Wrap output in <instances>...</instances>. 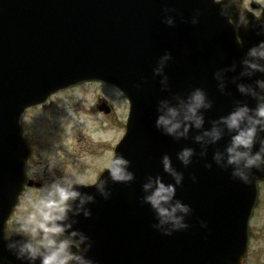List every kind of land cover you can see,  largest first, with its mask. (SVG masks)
Masks as SVG:
<instances>
[{
  "label": "water",
  "instance_id": "water-1",
  "mask_svg": "<svg viewBox=\"0 0 264 264\" xmlns=\"http://www.w3.org/2000/svg\"><path fill=\"white\" fill-rule=\"evenodd\" d=\"M228 4L0 0V264H41L40 258L13 253L6 243L5 222L23 192L29 157L20 117L59 89L88 80L117 85L131 102L116 156L129 161L134 179L116 182L108 169L96 185L73 188L85 197L83 203L78 197L70 203L69 234L80 245L71 252L91 264H241L264 167L246 170L245 183L233 175L236 166L228 164L227 149L236 132L221 119L240 106L255 109L258 102L237 85L253 90L250 78L236 74L232 63ZM196 89L212 105L201 110L202 128L192 126L180 139L157 128L163 102L179 107ZM257 93L264 95V89ZM214 127L222 131L218 141H197ZM261 140L264 131L253 153ZM185 148L194 150L188 165L178 158ZM164 156L182 174L180 184L164 170ZM157 177L175 185L173 205L179 201L190 209L177 213L187 227L161 225L146 202L150 191L144 186Z\"/></svg>",
  "mask_w": 264,
  "mask_h": 264
},
{
  "label": "clouds",
  "instance_id": "clouds-1",
  "mask_svg": "<svg viewBox=\"0 0 264 264\" xmlns=\"http://www.w3.org/2000/svg\"><path fill=\"white\" fill-rule=\"evenodd\" d=\"M243 23H247L242 19ZM168 23H172L171 20ZM249 56L264 59V42L249 51ZM168 57H165L167 59ZM245 64L254 71H264V66L259 63L245 61ZM160 69H157V73ZM260 89H264V81H257ZM223 88V84L221 85ZM243 93H251L257 98V107L249 108L247 105L238 107L227 117L221 119L230 131H235L236 135L232 137L231 146L228 147V164L235 165L233 175L240 178L245 183L249 182V176L246 170L252 168L261 169L264 167V140H261V148L253 153L252 149L257 142L258 134L264 131V95H260L254 90L243 85L240 86ZM211 102L202 89H196L187 99L181 101L179 107H170L168 102H163L160 111L162 114L157 119V128L161 129L166 135L173 136L176 139L186 137L192 126L197 129L202 128L204 117L202 109L211 108ZM222 136V131L214 127L211 131H206L203 136H197L198 142L209 137V142H216ZM194 150L190 148L183 149L178 153V158L185 164L191 163V157ZM215 159L222 160L221 154H217ZM164 170L172 175L177 184H180L183 176L172 167L171 159L164 156L162 160ZM129 161L121 156L109 154L108 163L105 165L110 172L111 178L116 182H130L134 179V174L127 170ZM73 183L83 184L84 180L77 178L75 181L67 183V187L60 184H54L47 192L46 196H41L39 200L31 204V211L23 220L20 231L29 234L33 239L40 234L41 238L35 243L29 242L23 245L19 250V256H27L31 260L40 258L41 264H72L73 261L79 264H91L79 255L71 252L70 248L75 243L70 238L58 239L65 231L63 225L59 222L65 220L67 212L70 210L69 201L74 200L80 194L72 190ZM95 183V181H93ZM103 192L104 185H99ZM150 194L145 197L147 203H150L160 218L161 225L171 223L176 229L187 227L183 223V217L177 216L178 212L188 213L190 209L177 201L174 205L172 201L175 196V185L165 184L161 178L157 177L145 186ZM91 200L92 197H87ZM83 203V201H82ZM76 234L73 233V236ZM78 247V245H77Z\"/></svg>",
  "mask_w": 264,
  "mask_h": 264
},
{
  "label": "flooded vegetation",
  "instance_id": "flooded-vegetation-1",
  "mask_svg": "<svg viewBox=\"0 0 264 264\" xmlns=\"http://www.w3.org/2000/svg\"><path fill=\"white\" fill-rule=\"evenodd\" d=\"M233 8H235L238 11L239 16L241 17L248 16L250 18L259 19L262 18L264 15V0H235L233 3ZM230 21L232 26L235 28V34L238 38L240 45L242 46V40L240 38V27H243V25L240 22H236L232 18ZM249 31L252 32L258 38L261 35V33H264V25L256 28L255 30L247 29L245 30L244 33L247 34V32ZM93 89H97V91L99 89H102V92H98L95 94L94 111L102 114V116L105 117V119L111 122L113 125H118L120 127H122V125L124 126L127 120L128 109H129L126 98L120 93L118 89H116L113 86L98 84L95 87H93ZM64 92L52 96L47 103L41 106L29 109L23 116V119L26 118L29 120L30 126L36 124L40 126L47 125V128H46V133H44V138L40 140L39 146H36L35 136L33 132L27 129V125H26L28 124L27 121H23L24 138L27 141L28 147L30 148L32 153L26 166V174L29 181L26 182L24 192L20 196L18 204L15 206L13 212L11 213V215L9 216L6 222L7 232L15 236L18 245L20 244L21 236L27 237L28 240L33 243H35L37 240L41 238L40 234H38L37 237L33 239L29 234H26L25 232L19 230L23 225L22 218L26 217L28 215V212L32 210L31 204L39 200L41 196H46L47 192L51 190L54 184H60L61 186L67 187L68 182L75 181L69 177L70 174L67 175L65 173L66 171L65 169H67V166L70 165L69 149H70V142L73 139V135L71 134V129L68 132V123L65 122L66 120H64L63 118L62 115L63 111H61V109L58 108L54 112L53 106L51 107L52 99ZM49 124H51L52 127ZM120 139L121 137L119 138V140ZM116 144L117 142L108 147L107 154L105 152L106 145L104 143L98 146L96 145V149L97 148H99L98 150L102 149V154H101L102 158L108 156V160H109L110 153L114 156V150ZM47 150L49 151L53 150V152L57 153L58 161L55 163L56 165L53 167V169H57L56 170L57 171L56 177L58 179L57 181L43 180L42 178H39V175H37L36 172L34 171V169L36 168L33 165V161L35 160L36 157L38 158H40V156L43 157L44 152ZM80 156L82 157V154H80ZM107 163L108 161L106 163L103 162L101 166L100 165L93 166V172L95 173L94 178L88 180L82 179L85 181V183L83 184H94L93 181L96 182L100 174L105 169H107V167L105 166ZM262 185H264V183L260 185L259 205H260V201H262V197H261L263 191ZM255 214L256 213H254L251 222L248 251L243 258L242 264H256L259 262L260 259L264 263V247L262 249H255L253 248L252 245L253 240L256 238V236H254V231H253V220L255 218ZM65 238L67 237H64L62 235L58 237V239H65ZM16 245H17L16 243L12 244L13 247H15Z\"/></svg>",
  "mask_w": 264,
  "mask_h": 264
},
{
  "label": "rangeland",
  "instance_id": "rangeland-1",
  "mask_svg": "<svg viewBox=\"0 0 264 264\" xmlns=\"http://www.w3.org/2000/svg\"><path fill=\"white\" fill-rule=\"evenodd\" d=\"M95 86H79L52 99L51 107L53 106L54 112L58 108L63 111V118L68 123V132L71 128V134L73 135L69 149L70 165L65 169V173L67 175L70 174L69 177L73 180L77 178L84 180L94 178L93 166H101L103 162L106 163L108 161V156L102 158V149H96V145L104 143L107 154L108 147L118 142L124 133L123 125L122 127L113 125L102 114L94 111L95 94L102 92V89L98 91L93 89ZM24 121H27V129L32 131L35 136V145L39 146L40 140L44 138V133H46L47 125L40 126L36 124L30 126L28 119L24 118ZM49 125L52 127L51 124ZM80 154H82V157ZM57 161V153L53 152V150H47L44 152L43 157H36L33 161V165L36 168L34 171L43 180L57 181V169H53ZM262 190V201L253 220V231L256 238L253 240L252 245L255 249L264 247V185H262ZM256 264L264 263L260 259Z\"/></svg>",
  "mask_w": 264,
  "mask_h": 264
}]
</instances>
